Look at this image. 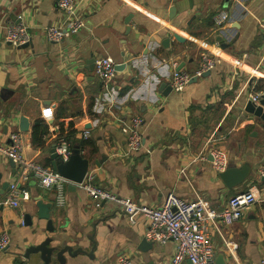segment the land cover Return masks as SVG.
I'll list each match as a JSON object with an SVG mask.
<instances>
[{"label": "crops", "instance_id": "crops-1", "mask_svg": "<svg viewBox=\"0 0 264 264\" xmlns=\"http://www.w3.org/2000/svg\"><path fill=\"white\" fill-rule=\"evenodd\" d=\"M75 1L84 26L50 42L44 29L67 19L58 0H0V145L20 132L25 156L53 166L51 147L64 137L88 162L96 184L148 206H160L174 190L221 210L232 195L253 188L259 201L233 225L209 221V239L216 258L223 253L227 264H259L264 119L246 105L253 102L251 94L260 93L261 100L264 95L256 89L264 80V0ZM221 11L229 19L219 27L214 17ZM19 16L32 34L26 47L6 39ZM204 51L219 58L217 67L181 92L170 89L173 73L179 68L194 73ZM104 56L122 67L110 82L95 72V61ZM135 116L142 119L144 147L131 152L123 127ZM36 126L44 146L35 142ZM85 130L90 137H84ZM213 148L226 154L229 166L247 164L248 178L228 187L212 165ZM18 175L15 161L0 153V235L7 232L11 239L0 252V264H43L39 254L28 259L24 253L47 238L51 245L77 251L74 257L66 252L65 264L121 258L169 264L176 253L173 240L160 244L147 238V217L138 215L131 223L121 205H97L74 183L66 185V205L58 206L56 191L31 178L21 185L19 206L13 207L10 185ZM39 203L52 204L51 223L38 217ZM27 214L32 225L25 223ZM52 264H58L55 254ZM182 264L192 262L185 258Z\"/></svg>", "mask_w": 264, "mask_h": 264}, {"label": "built area", "instance_id": "built-area-1", "mask_svg": "<svg viewBox=\"0 0 264 264\" xmlns=\"http://www.w3.org/2000/svg\"><path fill=\"white\" fill-rule=\"evenodd\" d=\"M59 7L66 12L67 19L60 25H49L45 30V36L50 42H61L66 37L78 32L84 26V20L78 14V6L75 0H58ZM229 19L226 11L219 12L215 17V24L222 27ZM6 39L12 45L19 47L32 41V34L28 26L19 21L8 26ZM219 58L214 53L204 51L201 54V63L194 73L187 71H175L170 81L172 90L181 92L190 83L193 76L200 77L206 72H211L219 64ZM95 72L104 82L112 81L117 75L116 63L110 56L100 57L95 61ZM254 103L261 101L260 93L251 94ZM142 119L135 116L130 125L123 127L128 135V148L136 152L144 147V138L141 133ZM84 137H90V131H84ZM23 134L13 132L10 135V143L0 145V153L15 161L19 167L18 178L10 185L9 204L19 206V197L24 190L22 184L35 178L38 185L47 190L56 191V203L58 206L66 205V185L74 183L84 189L87 194L97 200V205L104 201L115 202L121 205L131 223L136 222L138 215H144L150 221L147 230V238L151 241L165 244L170 240L176 243V253L169 264H182L188 258L192 264H216V249L209 239V221L214 225L219 222L225 225H233L245 215L246 211L259 201L257 192L253 188L232 195L221 210L211 206L209 200L196 198L188 200L182 198L174 190L167 192L160 206H148L131 197H121L110 189L104 188L94 182L93 172H88L82 182H73L63 176L53 166L42 164L37 160L28 158L24 154ZM57 153L65 159L73 154L69 142L62 137L57 143ZM212 165L217 172H223L229 166L226 154L218 148H213ZM185 174V169L181 174ZM260 176L264 178V168L260 170ZM11 239L7 232L0 235V252L6 250ZM229 246V244H228ZM233 249L236 245L232 246ZM107 264H132L128 258H121ZM259 264H264V257Z\"/></svg>", "mask_w": 264, "mask_h": 264}, {"label": "water", "instance_id": "water-1", "mask_svg": "<svg viewBox=\"0 0 264 264\" xmlns=\"http://www.w3.org/2000/svg\"><path fill=\"white\" fill-rule=\"evenodd\" d=\"M29 43L22 45V47L28 46ZM117 70L122 68L121 66H116ZM181 68L178 69L180 71ZM210 72H206V75ZM197 77L193 76L190 82L196 81ZM172 89V87H170ZM246 111L264 119V95L260 104H256L252 101H249L246 105ZM51 158L53 159V167L59 171L63 176L68 178L73 182H82L88 173L89 167L88 162L81 158L77 153H73L68 161H64L60 155L57 153V144H53L51 147ZM250 167L245 164L242 167H237L235 165L228 166L223 172L220 173L221 178L226 183L228 187H233L243 183L248 176L250 175ZM9 183H6V185ZM38 217L41 219H48L51 223V212L49 213V207L52 204H43L39 203L38 205ZM25 223L27 225L33 224L32 216L27 214L24 217ZM51 229V227H50ZM52 238H47L44 241L29 246L24 255L26 258H30L31 254H39L40 259L43 264H52L53 255L55 254L58 264H65L67 259L65 257L66 252L74 257L77 254V251H73L70 247H59L58 245H51ZM145 246L150 245L146 243V239L143 241ZM216 264H227L225 261V255L220 253L217 255Z\"/></svg>", "mask_w": 264, "mask_h": 264}, {"label": "trees", "instance_id": "trees-1", "mask_svg": "<svg viewBox=\"0 0 264 264\" xmlns=\"http://www.w3.org/2000/svg\"><path fill=\"white\" fill-rule=\"evenodd\" d=\"M256 89L261 91V90H264V80H259L258 81V84L256 86ZM38 125V124H37ZM34 139H35V142L40 145V146H44L45 145V140H43L39 134H38V128L36 126L35 128V131H34Z\"/></svg>", "mask_w": 264, "mask_h": 264}]
</instances>
